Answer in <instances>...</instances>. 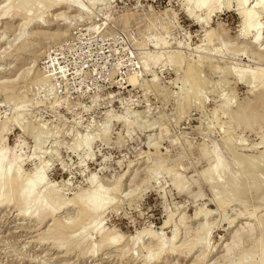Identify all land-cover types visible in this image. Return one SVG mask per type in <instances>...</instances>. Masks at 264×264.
I'll list each match as a JSON object with an SVG mask.
<instances>
[{
	"label": "rangeland",
	"instance_id": "rangeland-1",
	"mask_svg": "<svg viewBox=\"0 0 264 264\" xmlns=\"http://www.w3.org/2000/svg\"><path fill=\"white\" fill-rule=\"evenodd\" d=\"M5 1L0 0V8ZM78 1L88 4L94 0ZM96 1H101L103 8L89 16L68 11L67 19H55L50 15L58 10L52 9L44 16L46 27L42 23L22 27L15 15L0 18V122L6 123L5 133L0 135V158L7 149L3 168L8 173L20 165L27 175L43 162L48 164L45 184L55 189L58 204H65L87 188L94 190L92 184H97L91 182L92 175L95 182L118 183L117 191L103 195L116 198L100 212L90 211L85 219H79L80 229L60 238L53 226L49 227L53 225L51 216L40 222L35 215L25 218L27 208L20 209L17 198L0 205V264H259L264 251V227L259 224L264 217V90H251L238 80V74L240 69L256 65L264 70V60L257 59L259 64L240 50L231 52L242 45L248 50L251 47L249 36L238 37L241 18L232 6L217 11L207 28L217 35L205 46V30L186 15L184 0ZM261 20L264 22V16ZM78 21H86L89 27L110 21L114 37L124 34L121 28H129L124 41L134 50L130 58L136 59L135 53L139 54V70L130 75H137L140 86L128 85L125 91L107 79L105 91L82 100L74 99V95H56L50 80L47 83L51 88L34 84L36 75L47 76L39 64L44 52L68 40ZM262 37L264 43V27ZM155 38L169 44L164 48L153 43ZM90 39L83 44H92L94 40ZM95 39L100 41L99 36ZM66 45L64 42L62 46ZM199 45L202 50H198ZM205 47L216 52L211 54ZM66 48H70V52L65 49L69 58L79 56L78 44ZM174 53L181 57L179 61L183 58L177 70L167 61ZM155 57L160 60L155 61ZM190 62L201 68L198 80L195 78L198 82L192 79L198 87L191 83L197 95L183 100L182 80L188 77L185 68ZM104 63L106 66L100 70L107 73L114 64L107 60ZM225 66L231 71L225 73ZM223 100L228 101L224 110L220 108ZM249 107L255 108L252 122L237 124L231 112ZM34 133L39 139H48L43 154L29 159ZM84 136L92 138L89 145L75 142L74 138ZM176 176L183 179L181 189L173 183ZM231 177L236 179L233 191L228 184ZM45 189L41 185L37 192L43 194ZM217 199L223 206H218ZM207 210L211 213L200 214ZM76 211L65 209L58 217L76 218ZM170 213L172 218L161 228ZM203 224L209 227L207 246L189 248L202 236L205 228H199ZM145 229L165 240L160 252L157 242L146 234L143 241L136 239L137 233ZM173 230L177 232L174 245ZM106 232L118 235L120 240L104 247ZM181 242L185 244L183 250L172 252V247ZM227 246L232 249L227 251ZM93 251L95 256H90Z\"/></svg>",
	"mask_w": 264,
	"mask_h": 264
},
{
	"label": "bare ground",
	"instance_id": "bare-ground-1",
	"mask_svg": "<svg viewBox=\"0 0 264 264\" xmlns=\"http://www.w3.org/2000/svg\"><path fill=\"white\" fill-rule=\"evenodd\" d=\"M5 2H6V4L5 3H4L5 5L3 4V8H0V9H2L0 12V18L9 19V18H12L13 15H15L16 18L21 20V26L22 27L25 24H30V26H34V25L39 24V23H42L41 26H43V27L48 26V21L46 20V18L44 16L46 14L49 15V13L52 9H57L58 12L51 13V15H50L51 18L56 19V18L62 17L63 19H67V17H68L67 13L69 14L68 11H71V12L75 11L76 12L75 15L78 14V15L89 16L90 14H92L98 10H101L103 8L101 6V5H103L102 2L96 1V0H94L88 4H86V3L82 4L78 0H6ZM184 3L186 6V12H187L186 15L189 18H191L195 23L202 25V27L205 30V33H204L205 34V38H204L205 39V43H204L205 46L213 35L214 36L217 35V34L213 33V30L207 29V28L211 27L209 25L210 19H212L213 15H215L216 12L220 11L222 8H227V7L232 6V8L236 12V14H238V16L241 18V22H242L241 33L238 37H242L245 39L246 36L247 37L249 36L250 37V40H249L250 44L249 45L252 47V50H250L251 49L250 46H249L250 47L249 48L250 51H249L246 47H243L244 45L241 44L242 47H240V48L238 47L239 49H233V50H231V52H235V51L240 50L243 52V55H247V57L253 58L254 59V60L252 59L253 62H257V59L264 60V47L261 48V46L264 44L262 42V39H263L262 31H263V27H264V25H263L264 22H262V20H261V18L264 16V13H263L264 12V0H184ZM1 6L2 5H0V7ZM65 16H67V17H65ZM110 24H111V22L109 21L108 23H105V24L102 23L99 26L94 25V26L89 27L88 23H86V21L75 22L74 26H73V35L68 40L63 41V42H59V43L54 44V45H51L48 48L49 50L47 49L48 51L44 52L43 57H41L42 59L39 61V64H40L41 70L43 72H45L48 77L45 74H40V75L38 74L33 79L34 84L38 85V86H42V87L44 85V86L51 88L52 87V86H50L51 83H49L50 85H48V83H47L50 80L54 84L52 87V90H54L56 95H59V96L63 95V96H67V97L74 95V96H72L74 99L79 98L82 100L86 97H89L91 99L93 96L100 94L102 91H105L104 87H106V85H108V83H109L108 81H106L107 79L108 80L110 79V83L115 84L116 87L125 88V91H127L128 85L130 87L131 86H134V87L138 86L139 83H138L137 75L136 74L130 75V73H132L135 69L139 70V67H138V56H139V54H137V52L135 53L136 59L130 58L132 55L134 56V53H133L134 50L131 47H129V45H127L124 41V37L126 36L125 33L128 34L129 28H127L126 31L123 30V28H121L122 32L124 34L122 35V33H121L120 36L114 37L116 32L110 28V26H109ZM27 29H28V27H27ZM26 33H28V32H26ZM216 33H218V32L216 31ZM98 36L100 37V41L95 39ZM91 37H92V40H94L92 42V44L88 43V46L84 45L83 43L90 41ZM164 39H165V37H164ZM164 39L156 41V38H155V41L153 43L159 44V45L163 46L164 48H166V46L169 43L165 41L166 39L165 40ZM217 40H218V38H217ZM242 41L246 43V40L245 41L242 40ZM64 42H67L66 46H62V45H64ZM74 43L78 44V51L80 54H79V56L71 55V58H69L68 51L70 48L68 49L66 47H68L69 44H74ZM222 43H224V42H222ZM199 47H200V45H199ZM225 47H226V45H225ZM205 48H207V49H204V50H208V52H210L211 54L216 52V49H210V47H205ZM65 49H68V51L65 52ZM199 49L202 50L201 47L198 48V50ZM220 49H219V51H220ZM195 50L197 51V49H195ZM201 50L199 52H202ZM126 51H128V52H126ZM242 52H241V54H242ZM129 53L131 56L129 55ZM174 54L175 55L172 54V56H169L167 58V61L171 65L172 69L177 70L178 66H180L182 64L183 58L181 61H179V58H181L179 56V54L178 53H177L178 55L176 53H174ZM111 55L115 56L114 58H112V60H110V58H109ZM166 55H169V54H166ZM178 56H179V58H178ZM199 57L204 59V57H202V56H199ZM210 58H212V57H210ZM99 59H101L102 61L99 62ZM203 59H201V60H203ZM104 60L111 61V63L114 64L113 67L108 69L109 71L107 73L105 71L100 70V67L104 68L106 66V64L104 63ZM154 60L158 61V60H160V57H155ZM62 61H64L65 64H62ZM196 61L198 62V60H196ZM179 62H181L180 65H179ZM198 63L200 64L199 66L202 65L200 61ZM257 63H259V62H257ZM191 64H193V63L190 62V64L187 65V68H185L187 71V74L186 73L185 74L188 77L185 74L184 75L187 77V79L182 80L183 81L182 82L183 83V92H182V99L183 100H188V99H190L191 96L193 97V96L197 95V94H194V93H196L194 91H195V88L198 87V84L196 83V81L199 78L197 76L200 74L199 71H201V70L198 69V68H200L199 66L195 67V65H191ZM122 65H123L124 69L120 70V66H122ZM139 65H140V63H139ZM144 65H145V62H144ZM253 65H255V63ZM130 66H131V69L128 70V67H130ZM216 66L218 67V64ZM216 66H214V67H216ZM248 66L250 67L251 65H248ZM227 67H229V66H225L222 69V70H224L225 73L231 71V70H228L229 68H227ZM260 67H262V66H260ZM260 67H258L256 65V67H254V68L251 67V68L245 69V70H242L240 68H235V67L234 68L236 71H237V69H240V71H239L240 74H238V80H242V82H244L247 86H251L252 87L251 90H259L260 89V91L263 92V90H264V70ZM218 68H221V66H219ZM245 68H247V67H245ZM140 69L142 70V66L140 67ZM27 70H29V69H27ZM118 71L120 72L119 76H115L118 73ZM135 72H137V71H135ZM235 74H237V73H235ZM189 76L191 77L190 80L188 79ZM195 78H197V80ZM192 79L196 80V81L193 80V81H195V83H193ZM2 80L0 83H2ZM200 80H202V79L200 78L199 81ZM12 81H14V80H12ZM104 81H105V83H104ZM4 83H5V81H4ZM191 83L193 85H197V86H195V88H194V87H192ZM6 88H8V87H6ZM6 88H3V90L4 89L6 90ZM59 88L61 89L60 91L58 90ZM5 90H4V92L7 91V90L6 91ZM8 90H10V89H8ZM106 90H110V89H106ZM111 90H114V89H111ZM116 90H120V89L116 88ZM179 98H181V96ZM23 99H26V98L24 97ZM19 100H20V98H19ZM179 100H181V99H179ZM56 101H57V99H56ZM18 102H21V100ZM24 102H26V100H22V103H24ZM259 102H261V104H263L262 97H259ZM227 103H228V101L223 100L220 108H222V110H224L227 107ZM21 114H22V112H21ZM231 114H232L231 117H233V120L235 118L237 124L249 125L252 122V120L254 119L255 108L249 107L246 109H240L236 112L232 111ZM14 117L17 118L16 115ZM14 117H12V118H14ZM109 118H108V121L110 120ZM7 119H9V118H7ZM18 120L19 119H17V123H18ZM14 121H16V120H14ZM20 122L21 121L19 120V123ZM24 125H26V124H24ZM27 125H28V123H27ZM131 125H132V123H131ZM5 129H6V123L3 121L0 122V135L5 131ZM49 131L47 130L46 132L48 134H50ZM45 134L46 133H44V136H45ZM48 134H46V136ZM35 135L36 134L34 133L33 150H32V152H30V154L28 156L29 159L30 158L35 159L36 157H39L43 154V152H44L43 151V146H44L43 144L46 142V139H48V138L39 139L38 137H40V136L36 137ZM40 135L42 136V134H40ZM87 136H84L85 138H80V137L77 138L76 137V138H74V140H75V142H77L80 145L87 146L92 141V138H89ZM94 137H96V135H93V138ZM228 148L231 149V147H228ZM90 151H88L89 156L91 153ZM47 152H48V150H47ZM7 153H8V150L7 149L4 150L2 152L1 158H0V205L5 204V203L8 204L12 201V199L17 198V200L20 204V209L25 208V207L27 208L23 214V216L25 218H30L33 215H35L40 222V221L44 220L47 216H51V220H53L52 221L53 225L51 224L49 227L51 229L53 226L54 229H52V230H53V232L56 231L55 234H57V236L59 238L61 236L66 235V234L68 235L69 232H72V231L75 232L76 230L80 229L82 226V222L81 221L78 222L79 219H82V218H84V216H87L90 213V211H93L94 213L100 212L107 204H109V203L112 204V202L116 198L115 197V198L111 199L110 197H103V195L105 193H108L110 190L114 191V189H115V191H117L116 187H117V185H119L118 183L102 182L101 180H98L100 183L95 182V176L92 175V177H94V182L93 181H91V182L96 183L97 185L92 184L90 182L89 178L87 180L90 182V184L95 186L94 190L87 188L86 191H81V193L79 192L80 194L78 192H76L79 195L76 196L74 194L75 197L72 199L69 198L68 199L69 201L68 202L66 201L65 204H63V203L58 204L57 203L58 198L56 196V193L54 192L55 189H53V188H51L45 184L46 173H47L45 168L47 167L48 164H44V162L43 163L41 162L42 165H40L34 172L32 171L31 174L27 173V175H26L23 173V171H22V169L18 163L19 166H16L17 168H14L15 169L14 171L8 173L3 168V163H5V162H3V160L5 159ZM21 163L22 162H20V164ZM46 163H48V162H46ZM213 176H214L213 173H211L210 177H213ZM226 178H228V177H226ZM231 178H232L231 183H228V184H230V186L232 188V186H234V184H235L236 179H235V177H231ZM229 179H230V177L228 178V180L227 179H225V180L229 181ZM91 180H93V179H91ZM182 180L183 179L180 176H176V177H174L173 183L177 188L181 189L184 185V182ZM54 183H55V181H54ZM41 185L46 186L45 192L43 194H40L37 192V188ZM43 188H45V187H43ZM229 189H230V187H229ZM234 189L235 188H232V191ZM226 196H228V195L226 194ZM222 197H224V195ZM216 198L220 199V197H216ZM216 198L214 200H216ZM218 199H217V202L219 203L218 206L219 207L223 206V204H224L222 202L223 199L222 198H221L222 200H218ZM225 201L224 202L227 204L229 200L227 199ZM69 208H76V210H77L76 211L77 212L76 218L75 217L74 218H71V217L70 218L69 217L68 218H60V216L58 217V214L63 213V211L65 209L67 210ZM197 212L198 213H196V214L199 215V211H197ZM201 212H200V214L211 213L210 210L208 212H202V213ZM240 213L242 214L243 212H240ZM247 213H250V212H247ZM172 215H173L172 213L167 215V219L163 222V225L161 226V228L163 226H165V224L172 218ZM233 219H232V221H234ZM259 224L264 227V217H262L260 219ZM201 227L202 226L200 225L199 229L201 231H202V229L205 228L203 230L202 236H199L198 238H196L194 245L191 244V246L189 248L192 249L195 245H198L202 248L207 246L206 245L207 242L205 240V235L207 234L206 232H207L209 227H205L204 224H203V228H201ZM246 228L248 229V231L251 230L250 226H246ZM48 231H49V228H48ZM50 232H52V231H50ZM108 232H106V234H105L106 239L104 240V243H103L104 247L105 246L107 247L111 243H117L120 240V237L118 235H115L114 233L110 232V233L114 234V235H111ZM144 234H146L149 237V239H151V240L154 239L157 242V247H158L159 252L163 249V247L165 245V240H163L157 232H155L151 229H145V230H142V231L137 233L136 239L138 241L142 240ZM176 236H177V232H176V230H173V236H172V244L173 245H174L173 242L177 238ZM78 242H80V241H78ZM177 245H179V246L175 245L172 247V249H171L172 252L176 253L177 251H182L183 247L185 246V244L183 242H181V244L179 243ZM231 249L227 246V251H229ZM90 256H95V252L93 251V253ZM198 258H200V257H198ZM198 258H197V260H198ZM245 258H247V257H245ZM242 262H243V260H242ZM197 263H199V262H197ZM235 264H236V262H235ZM237 264H239V263H237ZM259 264H264V251L262 253V256L260 257Z\"/></svg>",
	"mask_w": 264,
	"mask_h": 264
},
{
	"label": "built area",
	"instance_id": "built-area-1",
	"mask_svg": "<svg viewBox=\"0 0 264 264\" xmlns=\"http://www.w3.org/2000/svg\"><path fill=\"white\" fill-rule=\"evenodd\" d=\"M62 64H65V62H64V61H62ZM58 90L60 91L61 89L59 88Z\"/></svg>",
	"mask_w": 264,
	"mask_h": 264
}]
</instances>
